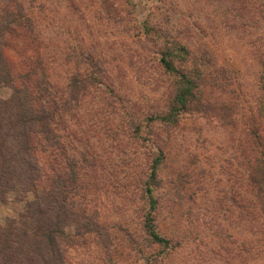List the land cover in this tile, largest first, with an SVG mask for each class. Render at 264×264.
I'll use <instances>...</instances> for the list:
<instances>
[{
    "label": "rangeland",
    "instance_id": "1",
    "mask_svg": "<svg viewBox=\"0 0 264 264\" xmlns=\"http://www.w3.org/2000/svg\"><path fill=\"white\" fill-rule=\"evenodd\" d=\"M62 1L49 2L37 18L42 40L68 59L58 70L87 74L99 72L101 63L103 75L117 77L110 116L97 113L103 102L98 95L90 97V104H83L80 117L72 121L75 129L88 130L93 149L106 162L100 187L88 184L86 195L74 200L97 210L106 225L101 237L86 233L68 246L70 264H242L243 238L264 248L261 224L242 216L247 165L257 155L244 114L254 115L262 92L258 49L264 47V21L243 25L239 13L226 11L225 0H116L124 7L119 15L112 10L107 15L103 0H82L87 26L76 13L66 15ZM148 21L167 27L191 47L188 62L179 66L199 69L198 97L213 107L204 111L192 105L171 124L143 117L154 108L168 112L175 90L173 77L157 66V46L138 39L137 32ZM11 93L0 87L1 96ZM105 118L109 120L104 124ZM137 125L138 138L132 131ZM109 126L116 141L105 130ZM260 126L264 129V122ZM162 148L166 157L159 164L157 224L173 238L165 249L143 230L148 202L138 186ZM24 198V193L0 192V225L16 218ZM248 224L256 227L255 234ZM226 234L237 240L222 244L220 235ZM176 240L181 243L172 254Z\"/></svg>",
    "mask_w": 264,
    "mask_h": 264
},
{
    "label": "trees",
    "instance_id": "2",
    "mask_svg": "<svg viewBox=\"0 0 264 264\" xmlns=\"http://www.w3.org/2000/svg\"><path fill=\"white\" fill-rule=\"evenodd\" d=\"M52 1L0 0V87L12 90L8 97L0 95V192L25 195L16 218L0 225V264H70L68 246L86 233L94 232L101 237L106 225L97 210L90 209L82 200H74L77 195H86L91 187H100L106 162L93 149L95 141L88 130L75 129L72 121L80 117V107L90 104L89 98L97 99L98 95H102L103 102L99 103L97 113L108 112L105 116H110L109 112L114 110L112 99L117 94V77L103 75L101 71L105 73V67L101 63L99 72L87 74L58 70V65L68 59L64 51H51V44L42 40L37 25L38 14H44ZM64 1L66 15L76 13L79 20L90 26L82 0ZM103 1L107 15L111 10L116 15L122 13L124 7L116 0ZM120 1L127 4L132 0ZM225 1L226 11L239 13L244 18L243 25L264 21V0ZM137 33L140 41L147 39L157 46V66L173 77L175 85L168 112L154 108L143 115L145 119L162 124L177 123L192 105L204 111L213 107L208 100L198 97L202 93L199 69L179 66L191 57L192 49L187 43L174 38L167 27L164 29L149 21ZM5 50H10V55ZM258 53L262 92L254 115L244 114L247 135L257 155L254 159L251 156L252 161L247 165L248 186L242 196V216L246 220L256 219L264 229V129L260 126V121L264 122V47ZM108 120L105 118L104 124ZM105 130H109L113 141L117 140L111 126ZM140 130V125L132 128L133 136L141 137ZM163 152V148L158 151L151 171L138 186L148 202L143 230L152 243L165 249L171 245L172 237L161 233L156 215L161 208L156 189L159 164L166 157L162 156ZM248 225L255 234L256 227ZM220 236L222 244L237 240L231 234ZM179 243L176 240L170 247L172 254ZM240 245L242 264H264L263 247L244 238ZM233 250L229 248L230 252Z\"/></svg>",
    "mask_w": 264,
    "mask_h": 264
}]
</instances>
